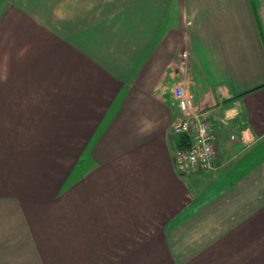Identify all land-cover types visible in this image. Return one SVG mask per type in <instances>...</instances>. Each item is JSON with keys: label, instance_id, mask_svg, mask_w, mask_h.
<instances>
[{"label": "crops", "instance_id": "1", "mask_svg": "<svg viewBox=\"0 0 264 264\" xmlns=\"http://www.w3.org/2000/svg\"><path fill=\"white\" fill-rule=\"evenodd\" d=\"M177 84L213 172L175 164ZM263 173L264 0H0V264H212Z\"/></svg>", "mask_w": 264, "mask_h": 264}, {"label": "rangeland", "instance_id": "2", "mask_svg": "<svg viewBox=\"0 0 264 264\" xmlns=\"http://www.w3.org/2000/svg\"><path fill=\"white\" fill-rule=\"evenodd\" d=\"M234 140L236 139L232 138ZM230 188L233 195L228 207L232 209L233 217L229 215L225 199L209 207L207 215L219 210L223 215V219L219 221L220 226L209 232L212 236L219 237V241L233 233L236 247L231 249V254L218 257L212 264H264V173L252 177L246 175L243 182ZM217 243H207L199 253V256L202 255L201 260L205 261V257L209 261L213 259L211 254ZM219 244L221 247L224 243Z\"/></svg>", "mask_w": 264, "mask_h": 264}, {"label": "built area", "instance_id": "3", "mask_svg": "<svg viewBox=\"0 0 264 264\" xmlns=\"http://www.w3.org/2000/svg\"><path fill=\"white\" fill-rule=\"evenodd\" d=\"M183 57L188 56L184 52ZM173 104L177 106L179 117L174 122L173 131L176 135L186 138L181 141L175 153V164L183 174H196L216 170L217 155L215 137L210 129V111L198 107L194 102L193 93L183 84L173 88ZM232 138H236L235 135Z\"/></svg>", "mask_w": 264, "mask_h": 264}, {"label": "trees", "instance_id": "4", "mask_svg": "<svg viewBox=\"0 0 264 264\" xmlns=\"http://www.w3.org/2000/svg\"><path fill=\"white\" fill-rule=\"evenodd\" d=\"M185 139H186V138H183V139H182V140H183V142L185 141ZM186 141H187V139H186Z\"/></svg>", "mask_w": 264, "mask_h": 264}]
</instances>
